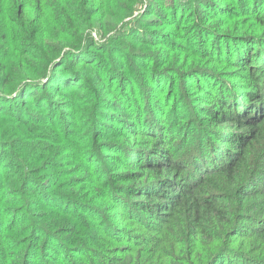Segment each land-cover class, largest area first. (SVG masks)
<instances>
[{"label": "trees", "instance_id": "1", "mask_svg": "<svg viewBox=\"0 0 264 264\" xmlns=\"http://www.w3.org/2000/svg\"><path fill=\"white\" fill-rule=\"evenodd\" d=\"M0 264H264V0H0Z\"/></svg>", "mask_w": 264, "mask_h": 264}, {"label": "rangeland", "instance_id": "2", "mask_svg": "<svg viewBox=\"0 0 264 264\" xmlns=\"http://www.w3.org/2000/svg\"><path fill=\"white\" fill-rule=\"evenodd\" d=\"M135 14H138V11L135 12ZM216 68L219 70V72H221L222 76H228L227 72H230L232 70L231 67H228L223 64H221V66L220 65L216 66Z\"/></svg>", "mask_w": 264, "mask_h": 264}]
</instances>
